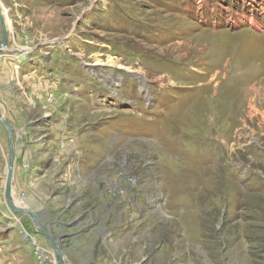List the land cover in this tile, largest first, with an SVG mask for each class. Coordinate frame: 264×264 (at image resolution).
<instances>
[{
    "label": "rangeland",
    "instance_id": "obj_1",
    "mask_svg": "<svg viewBox=\"0 0 264 264\" xmlns=\"http://www.w3.org/2000/svg\"><path fill=\"white\" fill-rule=\"evenodd\" d=\"M2 5L10 27L0 63L13 72L9 87L0 83V115L12 127L14 167L18 154L59 176L38 199L44 208L93 159L90 180L106 174L112 200L124 199L121 213L112 209L121 228L108 230L110 264H264V0ZM71 124L78 133L65 139ZM0 133L7 169L1 123ZM1 191L0 226L9 229L4 215L19 214ZM24 197L13 194L23 206ZM26 221L55 264L48 241ZM65 230H50L63 235V255L77 241ZM19 250L24 264H39L32 248ZM82 255H74L78 264Z\"/></svg>",
    "mask_w": 264,
    "mask_h": 264
},
{
    "label": "crops",
    "instance_id": "obj_2",
    "mask_svg": "<svg viewBox=\"0 0 264 264\" xmlns=\"http://www.w3.org/2000/svg\"><path fill=\"white\" fill-rule=\"evenodd\" d=\"M0 69V77L3 78V80L0 79V83L4 82V88H7L9 87L8 82L11 79L13 70L3 62L0 63ZM75 127L76 126L71 124L70 130L66 133H63L61 128L60 131L63 133L62 136H64L65 139L67 137H74V134L78 133L77 128ZM1 135L2 133H0V137ZM55 135L58 136V133ZM1 148L2 146L0 145V149ZM78 148H81L79 143L67 144L61 149L60 155L62 157H67L71 152H75V149ZM77 153L75 156L76 158L78 155ZM3 157L4 156H0V190H2V196L5 183V181L3 182V178L6 176L5 164L2 161ZM79 160L80 159L77 158V162ZM15 161L13 172V186L15 187H13V190L16 196L24 193V206L35 212L39 216L40 222L43 225L48 226L54 233L58 227H62L66 229L65 231L68 233L67 235L72 236L75 234L77 240L76 245L74 244L75 248L64 250L66 262L68 264H78V258L74 255L83 254L79 258V261L81 262L80 264H110L109 258L105 257L107 253L104 252L108 242L113 240V236L108 230L113 229L116 232L121 228V220H115V222L111 220L113 215L112 209L115 208V212L119 211V213H121L122 211L120 210L123 209L122 203L124 199L112 200L110 197L111 192L108 191L111 188V181L106 174L98 179V186H96L97 182L90 180L92 179V176L95 175V172H93L95 168H92L93 166H96L92 164L94 160H83V163L86 161L88 164L87 166L91 167L87 170L79 168L77 174L72 175L71 180L65 178L67 181L64 182V191L55 195L54 200L46 201L47 207H49L47 209L44 208L46 207L44 200L43 203H40L38 199L42 201V199H45L47 195L54 190L56 187V180H60L59 176L55 178L56 175L53 174L50 169L46 170L44 165L41 164V161H36L32 164L29 163L27 159L19 157L18 154H16ZM63 161H66V159H62L59 162L55 161L52 164L54 170L63 166ZM25 162L28 165V168L26 169L23 168L22 164H25ZM62 172L64 176L67 177L65 174L67 169L63 168ZM118 195H120V193ZM121 195H123V193H121ZM53 205H55V208L50 209ZM61 208H63L62 211ZM68 208H71V210H67ZM85 209L87 210L85 211ZM59 212H63L61 217ZM86 212L87 217H85ZM4 216H7V222L10 228L4 229L7 225L3 224L0 226V235L4 238H0L3 240V243L0 244V262L6 264H24L23 262L26 257L20 252V247L22 246L31 253L32 251L31 247L28 244L26 245L21 239V236L18 235L19 228L21 225L25 227L28 225L26 220H28L29 224H33L29 217L25 215V217H21V215L14 216L12 213H9V215ZM57 220L58 223L59 221L63 223L57 225ZM35 238L37 240L36 236ZM118 240L120 243V237ZM88 248L92 250V253H89ZM28 257H31V255ZM95 258L97 259L95 260Z\"/></svg>",
    "mask_w": 264,
    "mask_h": 264
},
{
    "label": "water",
    "instance_id": "obj_3",
    "mask_svg": "<svg viewBox=\"0 0 264 264\" xmlns=\"http://www.w3.org/2000/svg\"><path fill=\"white\" fill-rule=\"evenodd\" d=\"M0 27H1V40H0V50L5 48L8 43V28L4 22V18L1 13L0 9ZM0 123L5 127L7 131V140L9 146V161L8 166L6 169V178L3 188L4 200L11 212L17 213L19 215L28 216L36 229V231L41 234L49 243L50 247L53 250L55 264H66L63 249L61 248L60 244L62 242L61 238L52 237V233L50 232L49 228L43 227L39 216L30 210L29 208L20 205L17 203L13 198V189H12V180H13V172H14V148L12 145V127L10 124L0 115Z\"/></svg>",
    "mask_w": 264,
    "mask_h": 264
},
{
    "label": "built area",
    "instance_id": "obj_4",
    "mask_svg": "<svg viewBox=\"0 0 264 264\" xmlns=\"http://www.w3.org/2000/svg\"><path fill=\"white\" fill-rule=\"evenodd\" d=\"M21 236L25 240V242L30 245L33 250V254L37 260H39V264H51V252L47 250L45 247L37 244V240L33 233H30L23 226H21L19 230Z\"/></svg>",
    "mask_w": 264,
    "mask_h": 264
},
{
    "label": "bare ground",
    "instance_id": "obj_5",
    "mask_svg": "<svg viewBox=\"0 0 264 264\" xmlns=\"http://www.w3.org/2000/svg\"><path fill=\"white\" fill-rule=\"evenodd\" d=\"M7 10H6V8L2 5V10H1V13H2V16H3V18H4V22H5V24H6V26H8V27H10L9 26V22H8V17H7ZM6 20V21H5ZM6 48V47H5ZM5 48H3V49H1V50H4ZM0 50V51H1ZM13 187H15V186H13ZM14 194V193H13ZM17 198V197H16ZM5 201V200H4ZM6 204V203H5Z\"/></svg>",
    "mask_w": 264,
    "mask_h": 264
}]
</instances>
